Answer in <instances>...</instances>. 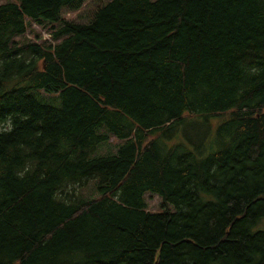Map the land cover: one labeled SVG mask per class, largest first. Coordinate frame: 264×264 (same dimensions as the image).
Returning a JSON list of instances; mask_svg holds the SVG:
<instances>
[{
	"label": "trees",
	"instance_id": "obj_1",
	"mask_svg": "<svg viewBox=\"0 0 264 264\" xmlns=\"http://www.w3.org/2000/svg\"><path fill=\"white\" fill-rule=\"evenodd\" d=\"M84 3L0 0V264H264V0Z\"/></svg>",
	"mask_w": 264,
	"mask_h": 264
},
{
	"label": "rangeland",
	"instance_id": "obj_2",
	"mask_svg": "<svg viewBox=\"0 0 264 264\" xmlns=\"http://www.w3.org/2000/svg\"><path fill=\"white\" fill-rule=\"evenodd\" d=\"M1 1H5V0H1ZM108 0H85V3L81 6L80 9L78 10H64L62 13V16L65 19L68 20H82L83 14L85 13L86 10L88 9H92L95 6H97L98 4H101L103 2H106ZM48 30L47 28L44 27H40L36 24L30 23V25H28L27 31L26 33L21 37H17V39H28V40H36L38 42H41L43 40L44 37L47 36ZM36 34H39L40 37H36ZM33 93H35V91H33ZM44 96L46 97V99H42L40 97L37 96V98L43 102L49 103L53 106L59 107L61 105L60 99L56 98V96L54 94H47L44 93ZM212 126L214 127L216 124H218L220 121L223 120L224 116H210L208 117ZM199 119V118H197ZM195 124V121L192 122H188L185 123L184 125L180 126V129L177 131L178 133L182 134L183 130H186L187 132H189L191 135V137H195V135L199 134L196 133V131H198L197 129H193L191 128V126ZM105 131V127L104 126H100L97 129V132H104ZM118 139L114 138V137H109L108 141L106 142V144L102 145L101 147L97 148V154L99 153H114L116 150V145L118 144ZM173 143V142H171ZM81 193L86 196V197H91L94 195V191H93V181H89L86 187H83L80 189ZM144 198L146 201V205H147V209L150 212H162L164 210H168V211H175V207L172 203L167 202L166 205H163L162 202H160V197L150 191L145 192L144 194ZM253 230H264V217L260 218L255 225L252 227Z\"/></svg>",
	"mask_w": 264,
	"mask_h": 264
},
{
	"label": "built area",
	"instance_id": "obj_3",
	"mask_svg": "<svg viewBox=\"0 0 264 264\" xmlns=\"http://www.w3.org/2000/svg\"><path fill=\"white\" fill-rule=\"evenodd\" d=\"M44 38H46V39H49V35L47 34V36H46V37H44Z\"/></svg>",
	"mask_w": 264,
	"mask_h": 264
}]
</instances>
